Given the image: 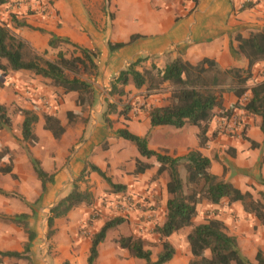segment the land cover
Masks as SVG:
<instances>
[{
	"label": "crops",
	"instance_id": "crops-1",
	"mask_svg": "<svg viewBox=\"0 0 264 264\" xmlns=\"http://www.w3.org/2000/svg\"><path fill=\"white\" fill-rule=\"evenodd\" d=\"M34 1L5 0V3L0 6V26H11L9 14L14 13L18 19L28 25V27L14 29V32L37 52L50 50L48 42L51 35L68 39L82 48L97 52L95 63L98 66L99 77L96 80L93 78L88 80L97 91L98 102L95 109H90L86 113L89 121L82 120L80 123L79 119H75L70 124L66 113L81 110L76 106V93L64 94L60 88L53 86L50 80L27 71L11 72L13 74L11 81L18 82L16 85L18 94L13 95L10 89L13 87L11 81L4 84L0 88V104L9 108L13 101L19 103L20 100H25L26 96L34 98L38 103L43 97V100L51 106V109L44 113L58 118L65 131L58 139H55L53 134L43 127V114L40 115L35 111L39 116L34 129L38 142L35 146H29L28 149L30 155L39 160L41 168L53 177L51 183L45 184L44 191L33 171L29 156L15 147L8 134L9 142H0L1 146H7L12 153V174L15 176L14 179L10 174H0V190L9 195H18L23 202L19 203L14 198L7 202L4 198H0V216L5 215L4 217L8 218L19 213L31 217L37 216L36 224H42L41 234H36L37 238H40L47 229L50 208L60 197L67 195L72 183L81 174L85 165L91 163L106 172L107 176L112 177L114 184L125 186L124 192L110 191L111 206L105 203L107 207H101L108 216L113 213L116 214L115 217L121 215L124 222L116 229L108 231V233L111 231L115 233L109 238L107 233L105 240L98 245L95 264H145L144 261L142 263V260L133 258L128 251L118 246L115 240L120 236L142 237L152 253L151 260L156 261L161 251V246L156 245V242H160V237L151 231L152 228L149 226L162 224L165 220V204L168 198L167 177L162 174L156 178V167L143 174H134L136 159L142 162L152 160L141 157L137 151L136 153L132 151L131 147L127 148L128 152L124 156V153H121L123 152L121 144L114 143L119 156L110 154L112 148L110 145L105 151L106 158L102 160L97 146L103 140L115 138L114 134L110 133L111 130L99 119L103 111V101L108 99L113 103L120 102V105L128 101L137 106L146 103L147 108L167 103L168 93L137 90L130 84L123 88L124 96L109 97L111 83L116 80L119 72L138 58H146L141 68H138L140 71L150 68L152 64L163 69L177 57L191 64H197L202 59L208 58L213 60L221 71L233 67L246 69L248 62L236 53L237 42L234 37L237 33L247 37L250 32L264 25V0H198L196 6L191 0H186L184 5L181 0H108L117 11L112 18L103 11L104 0H39L42 9L40 6L39 9L34 6L38 4ZM247 3L252 5L242 9ZM123 7L129 9L131 22H128L126 17H121ZM102 17L111 20V25L103 26ZM246 28H249L248 33L244 31ZM136 34L144 38L112 53L109 52L108 42H127L132 35ZM233 35L234 41H231ZM252 73L253 77L259 80L264 73V62L256 64L252 68ZM221 88L225 89L221 95L222 107L229 109L237 102L239 106L234 109L229 118L220 116L213 118L207 132L209 142L205 147H199L197 127L190 125L180 129L171 126L151 127L147 112L140 111V108L133 109L130 120L112 115L110 118L115 121L112 132L119 128L129 129V125L148 123L150 129H147V133L152 134L153 138L148 139L149 149L172 157H182L190 151L198 150L210 159L213 175L253 196L247 185L250 184L252 188L256 187V184L263 186L260 179L264 180V163H262L264 137L259 129L260 120L258 117L248 116L242 109L245 103L244 98L238 100L228 85L219 87ZM147 93L151 95L144 98ZM215 111L219 112V109ZM233 119L240 122L239 136L226 135L220 131L225 122ZM19 121L21 124L20 115ZM83 133L86 135L82 138ZM135 133L143 136L146 132L143 133L135 127ZM17 137L22 141L21 131ZM118 141L116 143H119ZM252 143H256L258 147L253 148ZM180 173L182 175L181 171ZM152 177L154 181L148 185V179ZM99 179L101 180L93 172L86 177V180L96 182L97 189L89 187L93 195L105 188ZM263 187L259 188V192H264ZM127 196L139 205L135 208L134 206L131 209L127 208L125 213H121L118 203H122L119 201ZM38 199L39 205L38 202L36 203ZM225 202L227 207L222 209L226 211V214L222 213L220 219L224 222L227 234L237 239L242 254L255 264L258 251L264 256V225L260 224L253 215L245 213L240 203H229L224 199L221 204ZM204 204L213 209L221 208L219 205L202 202L197 207L200 215H202L200 208ZM90 213L91 208L81 205L73 209L66 217L55 220L54 240L59 244L53 252L52 264H60L68 260L71 263L75 260L82 262L87 259L90 238L102 227L106 218L104 216L89 227L86 223ZM195 220L196 217L193 223ZM29 224H34V220L29 219ZM198 224L200 222L196 223ZM182 231L184 229L168 239L176 253L171 261L165 264H191L193 257L186 240L190 230H187L185 234L184 232L182 234ZM179 236L181 237L180 246L175 243ZM108 239L110 244H106Z\"/></svg>",
	"mask_w": 264,
	"mask_h": 264
},
{
	"label": "trees",
	"instance_id": "trees-1",
	"mask_svg": "<svg viewBox=\"0 0 264 264\" xmlns=\"http://www.w3.org/2000/svg\"><path fill=\"white\" fill-rule=\"evenodd\" d=\"M196 6L198 0H191ZM5 0H0V6ZM252 4H244L242 9L249 8ZM111 16L110 18H112ZM11 26H0V72L2 76L10 72L27 71L35 76H40L51 81V84L60 88L64 94L74 92L77 94L76 106L80 107V112L93 109L98 102V94L93 84L88 80L99 77L98 66L95 60L97 52L87 50L70 42L68 39L51 35L48 47L50 50H57L53 59H46L42 54L34 50L28 42L14 32L19 27H28L23 21L18 19L14 13L9 14ZM143 36L132 35L127 42L107 43L109 52L117 51L125 46L131 45ZM237 42L236 53L248 62L246 69L230 68L221 71L216 63L208 58L202 59L197 64L177 57L168 63L163 69L152 64L150 68L138 70L146 58H138L122 69L116 80L111 83L109 97H122L125 95L124 87L131 82L135 89H145L149 91H161L168 93L167 103L160 106L136 104L113 103L108 99L103 101V111L100 119L103 124L113 130L115 121L110 117L117 115L124 120H130L133 109L140 108L147 112L151 127L171 126L176 129L185 125L197 127L199 147H205L209 142L207 132L211 121L215 116L229 118L235 106L229 109L222 107V92L228 85L238 100L246 98L242 109L250 117H258L260 120L259 129L264 137V73L259 80H256L252 73V68L264 62V25L247 37L237 33L234 37ZM63 47H66L63 49ZM82 75L87 76L83 78ZM257 78V77H256ZM4 84L0 81V88ZM151 94L144 97L146 98ZM120 105V106H119ZM219 109V112L215 110ZM17 114L22 117L20 131L22 141L28 147L35 146L38 138L34 133L39 116L33 109L17 107ZM80 112L68 111L66 117L68 123H72ZM44 129L50 131L55 139H58L65 131L58 118L51 114H43ZM84 122L89 121L85 115ZM11 126V119L8 114V107L0 104V129ZM115 137H119L131 142L137 149L138 154L146 159H154L151 162L135 160L134 174H143L147 170L156 167L157 177L165 174L167 177L165 204V220L162 224L154 227V233L160 237L161 251L157 255L156 261L151 260V251L147 247V242L140 236H120L115 242L118 246L128 251L136 259L144 261L145 264H165L171 261L176 251L168 240L173 234L185 229L192 228L187 234L190 254L193 259L191 264H254L245 257L239 249L237 239L227 234L224 222L215 217H205L204 221L198 225L193 224L197 217V207L202 202L218 206L222 200L229 203H240L245 213L251 214L255 219L264 225V192L258 193V198H254L248 192H242L230 182L218 178L211 172V161L200 151L193 150L182 157H172L149 149L146 136L141 137L131 133L127 128H119L113 131ZM215 134V133H214ZM252 147L258 145L252 143ZM30 163L37 178L40 180L42 190L47 182L53 181L52 175H48L40 166L39 160L32 157L27 149ZM13 156L7 147L0 148V174H12ZM264 163V156L262 157ZM185 171V178L180 170ZM96 173L113 192H124L125 186L114 184L107 173L97 166L87 163L81 174L74 180L67 195L60 197L50 208L47 217V235L49 240L55 233V220L66 217L73 209L84 205L91 207L94 203V195L87 185L86 177L89 173ZM85 183L82 189L81 184ZM264 186V180L260 179ZM0 193L9 195L2 190ZM39 199L36 201V203ZM27 214L15 215L10 218L15 224H22L27 234V242L22 252L6 251L0 252L2 257L15 259H28L31 244L36 238V232L29 228ZM124 222L121 215L108 219L102 227L91 236L89 255L87 264H95L97 259V248L102 243L108 231L116 229ZM255 264H264V256L257 252ZM64 264H67L65 262Z\"/></svg>",
	"mask_w": 264,
	"mask_h": 264
},
{
	"label": "rangeland",
	"instance_id": "rangeland-1",
	"mask_svg": "<svg viewBox=\"0 0 264 264\" xmlns=\"http://www.w3.org/2000/svg\"><path fill=\"white\" fill-rule=\"evenodd\" d=\"M185 1L186 0H181L182 5L185 4ZM34 2L38 3V4H34V6H37V8L39 9L41 7V3H40L41 1L35 0ZM102 7H103L104 13L108 14V17L116 15L117 11L115 10V8L112 7L111 3H109L108 0H104L103 1V6ZM42 8L43 7H41V9ZM121 14H122L121 17L124 16V17H126L128 22H131L129 20L131 18V14H130V11H129L128 8L123 7V10H121ZM101 22H104L103 26H106V25L110 26L111 25V20L104 19L103 17L101 18ZM247 29H249V28L244 29V31H246L245 33H248ZM233 37H234V35L231 36V39H232L231 41H234ZM65 48L66 47H63V49H65ZM56 52H57V50H49L43 56L46 59H53V57L55 56ZM38 53L42 54L43 52L40 51ZM82 77H87V76L82 75ZM12 78H13V74L10 72L9 74L4 75V77L2 76L0 78V81L3 84H6V83H10ZM11 82H12V86L13 87H10V89H11L13 95L15 93L18 94V91H17L18 87L16 86L18 82L17 83H16V81L15 82L11 81ZM130 85H132V82L130 83ZM19 95H20V93H19ZM72 95L76 96V94H72ZM26 97L27 98H25V100H20L19 101L20 104L14 102V101L12 102L11 106L8 108V114H9L10 119H11V126L9 128L3 129V130L0 129V142H2V143H6L7 141L9 142V140H8V137H9V139L12 142H14L15 147H17V149H20L25 154H27V149L29 147H28V145L25 142L21 141L17 137V135H19V133H20V131H19L20 121H19V115L16 112V108L24 106L25 108L34 109V111L38 112L40 115L44 114V112L46 110L51 109V106L49 105V103L47 101L43 100V97H42V101H40L39 103L34 98H31V97H28V96H26ZM127 103H130V102L125 101L122 104H127ZM137 107H135V108H137ZM86 113H87V111L86 112H83V111L80 112V114L77 116L76 120L79 119L80 123H82V120L85 118ZM135 127H137L143 133L146 132L145 135H143L141 137L146 136L147 139H149V138H151V140L153 139L152 138V134L149 135L147 133V129L149 128L148 123H146L144 125L143 124L142 125L141 124H139V125H129V129L128 128L127 129L131 133L136 134L135 133ZM110 133L113 134L112 131ZM82 135H83L82 136V138H83L86 134L83 133ZM155 138L158 139L157 137H155ZM117 140H119L118 141L119 143H116ZM114 143L118 144V145L121 144V147L123 149V150H121V151H123L121 153H124V156H126L125 154H127V152H128V149H127L128 147L129 148L131 147L132 151L134 150L135 153L137 151L136 147L131 142H129V141L125 140V139H122V138H119V137H115L113 139H106V140L101 141V143L97 146L98 154H99V156L102 157V160L104 158H106L105 157V151L109 148L110 145L112 147L110 154L114 155V156H116V155L119 156V152L117 150H115V144ZM1 145H0V148L7 147V146H1ZM151 160L153 161L154 159H151ZM180 171L182 172V177L185 178L184 169L181 168ZM158 177L156 176V178H158ZM148 180H149L148 185H150V183H152L154 181V177H152L151 179L149 178ZM99 181L102 184L105 185V188H103V189L99 190L98 192L94 193V204L91 207H89V208H91V213L89 214V219H88V222L86 223L89 227H91V225H93L95 221H97L99 219H102L104 216H106V218L104 220V221H106L107 219L115 218V215H116V214L113 213L111 216H108L107 214H105L102 211L101 207H104V208L107 207V205H105V203H108L109 207L111 206L110 205V199H109V192L111 191V189L106 185V183L104 181H102L100 179H99ZM116 181H118V180H116ZM86 182H88L87 184H89L88 185L89 187L97 189L96 182L93 183L91 180H88ZM85 186H86L85 183L81 184V188H84ZM247 187L250 189L251 193L253 194V197L254 198H258L259 188L263 187V186H260L259 184H256V187L252 188V187H250V184H248ZM158 189H159V187H158ZM263 189H264V187H263ZM0 198L1 199L4 198L5 200H7V202H8V200H12L14 198V199H17V201L19 203H23L18 195L17 196L3 195V194L0 193ZM127 198H131V197L130 196L124 197L119 202L125 203L129 209H131V207H133V206L135 208V207H137L139 205V203L136 204L135 202H133V200H131L129 203H126ZM37 204L39 205L40 202H38ZM96 205H97V207H94ZM118 206H120V205H118ZM219 206L221 208L213 209L210 206L204 204L200 208V210H202V212H201L202 215H200V213L197 215L196 220H195L196 223H198V222L202 223L206 216L207 217H214L215 214H217V215H215V217L217 216L220 219L222 217V213L226 214V211H223L222 208L227 207V203L226 202L222 203ZM20 214H22V213H19V214H16V215H20ZM4 216L3 215L0 216V252H6V251L22 252L23 251V247H24L25 243L27 242V234H26V232L24 230V227L22 226V224H15V223H13L11 221L10 218L14 217L15 215H12V216H10L8 218L4 217ZM29 219H33L34 220V224H29ZM25 221L28 222L29 228H31L32 230L36 231V228H37V231H36L37 235L41 234L40 231H41V227H42L41 225L42 224H36L38 222L37 216L36 217H34V216L31 217V216L28 215V218ZM195 221L193 223L194 225H196ZM155 226H156L155 224H150L149 227L152 228L151 231H154V227ZM191 229L192 228H186L181 233L183 234V232H184V234H185V232H187V230L191 231ZM114 233L115 232H113V231L109 232L107 237L109 238ZM37 235H36V238H37ZM46 235H47V229L44 231L43 235H41L40 238H37V240H35L36 238L34 239V241L31 244L30 251L27 254L28 259L8 258V257H2L0 255V264H52V255H53V252H55V249H56V247H57V245L59 243L54 240L55 233L53 234V236L49 240H47ZM180 236H183V235L180 234ZM180 236L178 237L177 241L175 240V243H177L178 246H180L179 243L181 244V237ZM106 244H110V239H108ZM157 244L160 245V242H156V245ZM181 252H182V249H181ZM65 262H67V264H87L86 260H83L82 262L79 261V260H75V261H73V263H71L68 260V261L61 262L60 264H64ZM141 262L143 263V261H141Z\"/></svg>",
	"mask_w": 264,
	"mask_h": 264
},
{
	"label": "built area",
	"instance_id": "built-area-1",
	"mask_svg": "<svg viewBox=\"0 0 264 264\" xmlns=\"http://www.w3.org/2000/svg\"><path fill=\"white\" fill-rule=\"evenodd\" d=\"M2 77V74L0 72V78ZM246 100V98H244ZM221 132L226 135H233V136H239L241 134V126L240 122L237 121V119H233L230 122H225L221 128ZM131 201V198H127L126 203H129ZM120 205V211L121 213H125L127 211V205L125 203H118ZM129 209V208H128Z\"/></svg>",
	"mask_w": 264,
	"mask_h": 264
}]
</instances>
